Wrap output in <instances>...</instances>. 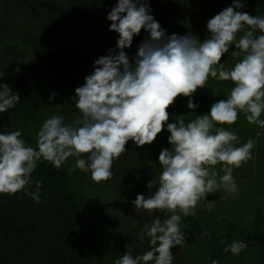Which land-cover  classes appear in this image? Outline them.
Returning <instances> with one entry per match:
<instances>
[{"label":"rangeland","instance_id":"1","mask_svg":"<svg viewBox=\"0 0 264 264\" xmlns=\"http://www.w3.org/2000/svg\"><path fill=\"white\" fill-rule=\"evenodd\" d=\"M8 8L16 12L13 18L9 17V29L3 23L5 16L2 17L3 10ZM167 9L178 28L186 36L195 37L189 41L201 43V46L167 45L160 38L141 37L137 45L122 51L126 54L125 59L116 48L105 46L98 71L100 46L91 38L78 34L77 42L91 53L92 60L72 88L46 90L44 95L35 96L32 104L22 102L18 105L19 99L15 97L13 99L18 102L6 106L10 114L3 119L1 114L5 108L0 106V140L5 135L1 127L6 124L9 129L8 137L0 143V187L17 167L25 138L43 142L48 163H61L74 182L88 176L83 191L85 195L89 192L91 201L85 209L86 218L81 219L85 220L84 231L88 235L85 251L89 255V264H209L205 249L210 245V236H226L233 228L229 223L242 227L245 234L264 232V197L253 196L238 209L214 207L210 210L194 202L208 209L205 211L186 202L189 201L187 193L181 194L179 188L164 185L168 191L165 192L155 186L165 182L173 171L174 167H169L173 160L168 155V148L174 141H180L182 132L176 120L172 125H164L162 113L165 106L178 105L177 101L184 99L177 94H166L161 101L155 102L157 89L150 87L157 82L153 77L159 79L163 73L195 76L198 85L207 82L203 88L205 95L226 96L231 94L225 92L230 85L223 76H216L215 70L218 64L230 59L208 53V42H221L248 52L263 51L264 47L252 40L222 35L206 39L205 33H211V36L216 33L218 37L219 32L232 27L229 17L221 14L220 1L175 0ZM21 11V6L14 0H8V3L0 0V39L5 41L0 46V54L12 50L9 45L18 40ZM145 11L149 12L148 9ZM236 26L239 30L242 28ZM12 35L16 39L11 38ZM23 38L26 40V35ZM19 47L20 52L14 51L24 55L25 50ZM26 50L30 55L26 53L25 62L38 59L31 50ZM0 61L3 63L1 56ZM247 61L242 56L235 59L236 63L246 64ZM17 68V73L37 76L32 64L19 63ZM5 71L0 65V79L12 73ZM166 81L158 83L171 84L170 78ZM25 85L32 87V82ZM149 87L151 94H148ZM186 109L192 115L199 114ZM171 111L176 113V106ZM186 118L189 115L181 116L185 122L184 132L188 128ZM135 132L137 138L145 141L143 145L136 144ZM153 133L156 138L163 139L160 142L157 138L162 151H155L153 165L149 168L151 145L155 142L150 144L148 140L155 137ZM174 154L182 160L180 151L174 150ZM173 174L179 177L177 171ZM233 230L238 234L237 228ZM244 260L250 261L249 256Z\"/></svg>","mask_w":264,"mask_h":264},{"label":"trees","instance_id":"2","mask_svg":"<svg viewBox=\"0 0 264 264\" xmlns=\"http://www.w3.org/2000/svg\"><path fill=\"white\" fill-rule=\"evenodd\" d=\"M215 1L239 8L237 14L227 18L232 25L230 30L247 31L254 35L247 40L264 46V0ZM93 4L95 8L92 7ZM119 4L127 8V13L122 18L114 12ZM140 6L139 0H78V17L72 25L80 32L91 34L93 17L99 15L103 27L102 34L91 37L100 46L97 70L102 65L101 54L105 46L116 48L125 59L126 54L122 51L137 45L138 41L133 42L131 37V24L135 30L152 36L157 34L166 44L171 40L172 44H186L188 39L174 22V16H170L165 0H160L157 12L150 8L146 13ZM236 25H241L242 28L239 30ZM69 26L70 24L61 30L60 37L34 36L31 40L24 41L18 37V43H12L13 47L9 45L12 50H4L0 54L3 61H0L1 70L5 68L6 71H12L9 76H1L0 79V106L5 108L1 114L2 119L9 113L7 107L10 102L16 103L17 100L13 98L19 99L18 105L22 102L32 104L35 96L44 95L46 90L72 88L84 73L92 55L68 34L66 30ZM4 42L1 38L0 46ZM17 47L24 50L28 48L38 59L31 56L32 61L25 62L26 52L18 55L20 50ZM19 63L32 64L33 69L37 70V76H32V73L30 76L17 73ZM153 78L157 82L150 87L157 89L158 101L166 94L183 97L191 107L205 105L208 101V95L204 94V89L198 85L195 76L163 73L160 75L162 79L157 76ZM167 78H170L171 84L158 83L167 82ZM29 81L32 82V87L25 85ZM184 100H178L177 103L184 105ZM1 129L5 131V135L0 143L9 135L6 124ZM19 156L17 167L0 187V264H89V255L85 251V243L88 241L85 237L88 235L84 231L85 220H82L83 217L86 218L85 209L91 201L89 192L85 195L83 191L84 185L88 183V176L74 182V178L61 163H48L44 143L33 138L24 139ZM229 225L233 228L226 232V236H210V245L205 249L209 256L208 263L264 264V232L245 234L242 227L234 223ZM234 228L238 229V234ZM245 256H249L250 261L246 262Z\"/></svg>","mask_w":264,"mask_h":264},{"label":"crops","instance_id":"3","mask_svg":"<svg viewBox=\"0 0 264 264\" xmlns=\"http://www.w3.org/2000/svg\"><path fill=\"white\" fill-rule=\"evenodd\" d=\"M1 1L8 3V0ZM14 1L22 9L21 33H19L22 39H24L23 35H26L25 39H31L35 36L33 34H39L38 37H60L61 30L69 24V29L66 31L74 40L78 34L91 38L103 33L99 15L93 17L91 34L80 32L72 25L78 17L76 11L78 0ZM139 1L142 9L152 8L156 12L160 4V0ZM174 1L165 0L166 7ZM221 5L223 6L221 14L229 18L237 14L239 9L229 3H221ZM92 7L95 8V4ZM3 12L2 17L5 16L3 23L9 29L11 28L9 17L13 18L16 12L9 8L4 9ZM114 12L122 18L126 15L127 8L119 4L114 8ZM132 26L131 24L129 30L133 42H137L141 37L150 40L159 38L157 34L152 36L144 31L135 30ZM205 34L206 39L219 38L220 35L236 40H247L254 37L247 31L234 30L219 32L218 37L215 36L216 33H212L214 36H211V33ZM185 37L188 39L187 44L202 45L189 41L195 37L190 38L186 35ZM11 38L16 37L12 35ZM169 44L172 45V40ZM224 44L208 42L210 49L207 52L214 56L229 57L230 60L226 63L218 64L215 73L216 76H223L222 79L226 80V84L229 83L230 88L225 92H231V94L220 97L208 95L207 103L202 106L191 107L185 101L184 105L174 103V105L165 106L166 110L164 109L162 113L164 125H172L176 120L182 132L179 135L180 141H174V144L171 143L168 148V155L173 160L169 167H174L173 171L168 174L165 182L155 185L157 189L165 192L168 191L164 185H173L179 188L181 194L182 192L187 193L186 198H189L190 203L196 202L210 210H214V207L243 208L246 200L251 197H264V51H240ZM212 45L216 46L211 48ZM25 52L29 54V51L25 50ZM239 56L248 60L246 64L235 62ZM231 82L234 84L232 85ZM206 85H208L207 82L199 84L202 88ZM154 101L157 102V99ZM173 106H176V113L171 111ZM155 107L156 105L153 106V110L156 109ZM160 108L161 105L159 110ZM186 108L194 112L198 111L199 114L192 115L187 112ZM183 115L185 117L189 115V118H186L188 123L186 132L183 131L185 122L181 120ZM153 135L155 136V133ZM159 137L157 136L160 140ZM157 138L155 136L148 140L150 144L155 142V145H151L149 168L153 165L154 158L152 160V157L155 151H162L160 148L162 145ZM133 139L136 144L143 145L145 142L142 138H137L136 132ZM137 147L135 145V148ZM174 150L182 153V160H180L181 157L175 156ZM143 168L146 169L147 165H143ZM174 171L178 172L179 177L173 174Z\"/></svg>","mask_w":264,"mask_h":264}]
</instances>
